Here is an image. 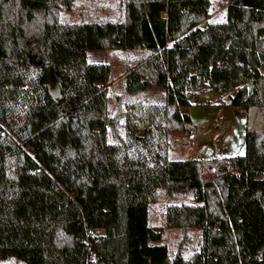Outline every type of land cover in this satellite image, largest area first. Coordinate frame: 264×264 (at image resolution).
<instances>
[{
    "label": "trees",
    "instance_id": "obj_1",
    "mask_svg": "<svg viewBox=\"0 0 264 264\" xmlns=\"http://www.w3.org/2000/svg\"><path fill=\"white\" fill-rule=\"evenodd\" d=\"M73 2L0 0V259L186 264L181 245L199 228L194 264H264V127L247 125L244 154L221 159L210 181L196 159L167 151V136L189 127L181 109L201 90L235 91L222 106L264 108V0H226L225 20L204 27L209 0H123L119 19L62 21ZM88 50L135 53L114 116L109 68L89 63ZM151 87L164 89L163 106L143 135L126 125L123 139L119 120L144 109ZM109 130L117 157L141 168L146 187L192 198L164 211V227L182 233L172 259L148 203L130 202L128 176L97 168Z\"/></svg>",
    "mask_w": 264,
    "mask_h": 264
},
{
    "label": "rangeland",
    "instance_id": "obj_2",
    "mask_svg": "<svg viewBox=\"0 0 264 264\" xmlns=\"http://www.w3.org/2000/svg\"><path fill=\"white\" fill-rule=\"evenodd\" d=\"M123 0H74L69 9L61 11L60 19L65 22L115 20L123 16ZM226 18V0H209L208 17L199 26L204 27L206 22H223ZM114 50H88L87 61L89 63H102L108 66L109 73L105 83L107 91V110L110 116L116 113L114 97L124 90L126 63L130 56ZM231 91L220 95L215 90L204 89L190 99L187 107V115L190 119L189 127L193 133L183 137V133L169 134L167 136V151L170 159L186 158L194 156L198 159L204 157L205 161H197L199 174L203 181L213 180L222 170L217 169L218 162L223 158L243 155L245 151L244 137L247 125L250 129L261 130L264 127V108L251 106L232 108L233 119L221 132V116L219 109L222 103L230 101ZM144 109L135 113L130 119H120L117 127L119 135L123 139L130 136L126 133V125L137 130V135H143V126L149 121V117L157 113L164 101V89L160 87L149 88L144 95ZM183 111V108L181 109ZM108 147L104 150L105 162L98 163V170L105 169L112 176L122 175L127 178L131 203H148L149 223L156 230H163V237L159 243L168 248V253L175 257L179 244L182 241L180 229L164 227V211L168 205L174 203H190L191 197H179L174 192L167 195L165 189H152L146 187L141 177L140 167L123 166L116 154L119 146L118 138L111 130L107 134ZM31 153V150L27 148ZM193 151V152H192ZM138 154H129L128 157L136 158ZM122 156V153H120ZM121 158V157H120ZM100 168V169H99ZM108 176V178H112ZM97 233H103L102 230ZM187 242L182 243L180 254L187 261L186 264H194L193 258L201 248L202 232L199 228L187 230ZM0 264H25L14 259H0Z\"/></svg>",
    "mask_w": 264,
    "mask_h": 264
},
{
    "label": "water",
    "instance_id": "obj_3",
    "mask_svg": "<svg viewBox=\"0 0 264 264\" xmlns=\"http://www.w3.org/2000/svg\"><path fill=\"white\" fill-rule=\"evenodd\" d=\"M44 84L50 88V92L52 93V86H53V80H52V73H49V75L46 77ZM219 112L221 114V132H223L226 129V126L231 122L233 119V114L231 112V109L229 107H221L219 109Z\"/></svg>",
    "mask_w": 264,
    "mask_h": 264
},
{
    "label": "built area",
    "instance_id": "obj_4",
    "mask_svg": "<svg viewBox=\"0 0 264 264\" xmlns=\"http://www.w3.org/2000/svg\"><path fill=\"white\" fill-rule=\"evenodd\" d=\"M219 123H221V117L219 118ZM193 133V130L191 127H188L186 129V131L182 134L183 137H187L188 135H191ZM193 152V151H192ZM189 158H194V156H189ZM197 161H200V162H204L205 159L204 157L200 156L198 159H196ZM92 232L91 231H87V235H90ZM86 242V241H84Z\"/></svg>",
    "mask_w": 264,
    "mask_h": 264
},
{
    "label": "crops",
    "instance_id": "obj_5",
    "mask_svg": "<svg viewBox=\"0 0 264 264\" xmlns=\"http://www.w3.org/2000/svg\"><path fill=\"white\" fill-rule=\"evenodd\" d=\"M235 94V92H232V95L231 96H233ZM230 108V107H229ZM231 109V112H232V114L234 115V111H233V109L232 108H230ZM182 111V110H181ZM183 113H186L187 114V108H183V111H182ZM221 116H219L218 117V119L220 118ZM226 130V129H225Z\"/></svg>",
    "mask_w": 264,
    "mask_h": 264
}]
</instances>
